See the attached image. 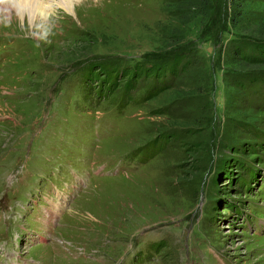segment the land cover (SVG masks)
Segmentation results:
<instances>
[{
	"label": "rangeland",
	"instance_id": "obj_1",
	"mask_svg": "<svg viewBox=\"0 0 264 264\" xmlns=\"http://www.w3.org/2000/svg\"><path fill=\"white\" fill-rule=\"evenodd\" d=\"M192 1L0 26V264H264V0Z\"/></svg>",
	"mask_w": 264,
	"mask_h": 264
},
{
	"label": "clouds",
	"instance_id": "obj_2",
	"mask_svg": "<svg viewBox=\"0 0 264 264\" xmlns=\"http://www.w3.org/2000/svg\"><path fill=\"white\" fill-rule=\"evenodd\" d=\"M84 0H0V26H18L28 37L47 40L67 16L75 12Z\"/></svg>",
	"mask_w": 264,
	"mask_h": 264
},
{
	"label": "trees",
	"instance_id": "obj_3",
	"mask_svg": "<svg viewBox=\"0 0 264 264\" xmlns=\"http://www.w3.org/2000/svg\"><path fill=\"white\" fill-rule=\"evenodd\" d=\"M197 2H198V0H193L192 5H194ZM206 5H208V4H206ZM206 5H205V3L202 4V6H206ZM224 8H225V6H224ZM232 20L234 21L235 19L232 18ZM217 36H218V34H217ZM240 46L243 48V51H244V52H242L241 55L248 62L256 64V63H261L264 61L263 60L264 56L262 58L258 57L260 55V53L261 54L264 53V42L260 43V42H255L254 40L244 39V40H241ZM179 58H183V56L180 55Z\"/></svg>",
	"mask_w": 264,
	"mask_h": 264
},
{
	"label": "bare ground",
	"instance_id": "obj_4",
	"mask_svg": "<svg viewBox=\"0 0 264 264\" xmlns=\"http://www.w3.org/2000/svg\"><path fill=\"white\" fill-rule=\"evenodd\" d=\"M68 11H71V9L69 8V9H67ZM63 195H60L59 196V199L57 200L58 201V203L56 202V201H52V204H53V210L54 211H50V210H48L49 208H50V201L52 200V199H48V205H47V207L45 208V213H46V216L45 217H43V219L44 220H47V218H51L52 219V217L57 213V210L58 209H60V207L62 206V202L63 201H65V200H62L63 198ZM57 204H58V206H57ZM49 222V221H48Z\"/></svg>",
	"mask_w": 264,
	"mask_h": 264
}]
</instances>
